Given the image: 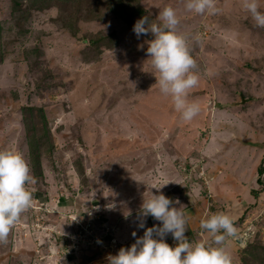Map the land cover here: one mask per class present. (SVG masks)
Listing matches in <instances>:
<instances>
[{
  "label": "rangeland",
  "instance_id": "obj_1",
  "mask_svg": "<svg viewBox=\"0 0 264 264\" xmlns=\"http://www.w3.org/2000/svg\"><path fill=\"white\" fill-rule=\"evenodd\" d=\"M72 1L0 0V151L22 155L35 179L0 264H108L162 226L148 216L138 227L151 193L178 208L194 197V244L212 243L202 220L230 216L252 238L243 250L225 242L232 264H264V28L243 0H216L215 14L186 0ZM165 7L196 61L191 121L156 84L154 37L133 32L142 17L163 27Z\"/></svg>",
  "mask_w": 264,
  "mask_h": 264
},
{
  "label": "clouds",
  "instance_id": "obj_2",
  "mask_svg": "<svg viewBox=\"0 0 264 264\" xmlns=\"http://www.w3.org/2000/svg\"><path fill=\"white\" fill-rule=\"evenodd\" d=\"M215 3L216 0H186L185 8L197 14H215L219 11ZM243 7L251 14L256 25L264 28V13L259 11L258 0H243ZM159 17L163 27L156 24L148 27V18L142 17L135 23L133 32L137 37L142 34L154 37L147 54L158 73L156 84L163 95L172 98L183 120L191 121L200 111L198 104L188 101L190 91L198 85V76L193 72L196 61L186 38L176 33L179 24L176 10L165 7ZM30 172L22 155L0 151V243H7L12 228L32 206L33 194L27 185L35 183V179ZM175 204H179V201H172L162 193H151L150 199L143 200L138 227H145L144 218L148 216L161 222L162 226L146 228L143 236L136 239L134 244L128 248L122 247L115 256H109L108 264H232L225 242L232 238L233 244L242 250L251 244V231L239 232L233 219L224 213L212 214L200 223V227L212 237V243L189 242L186 236L187 219L181 207L177 208ZM168 234L176 241L174 247L165 242ZM132 236L135 237L136 233L133 232Z\"/></svg>",
  "mask_w": 264,
  "mask_h": 264
},
{
  "label": "trees",
  "instance_id": "obj_3",
  "mask_svg": "<svg viewBox=\"0 0 264 264\" xmlns=\"http://www.w3.org/2000/svg\"><path fill=\"white\" fill-rule=\"evenodd\" d=\"M67 4H70L72 3L73 1L72 0H61ZM15 7H18L16 4H15ZM255 179H257L258 183L262 185V188L264 187V167H260L257 171V174L255 176ZM251 194H255L257 197L258 196V193H255L253 191H251ZM191 239V237L189 236L188 240Z\"/></svg>",
  "mask_w": 264,
  "mask_h": 264
},
{
  "label": "crops",
  "instance_id": "obj_4",
  "mask_svg": "<svg viewBox=\"0 0 264 264\" xmlns=\"http://www.w3.org/2000/svg\"><path fill=\"white\" fill-rule=\"evenodd\" d=\"M190 200H194V197L192 198H189V199H185V201L183 202V207L182 205L180 206L182 208V212L184 213L186 219H187V216L193 212V210L195 209L194 205L191 204V203H188ZM175 207L178 208V205L175 204ZM197 219V218H196ZM203 229H200V231H202ZM205 244H207V242H205Z\"/></svg>",
  "mask_w": 264,
  "mask_h": 264
},
{
  "label": "bare ground",
  "instance_id": "obj_5",
  "mask_svg": "<svg viewBox=\"0 0 264 264\" xmlns=\"http://www.w3.org/2000/svg\"><path fill=\"white\" fill-rule=\"evenodd\" d=\"M5 74H6V73H5ZM5 74H4V75H5ZM0 83H1V82H0Z\"/></svg>",
  "mask_w": 264,
  "mask_h": 264
}]
</instances>
